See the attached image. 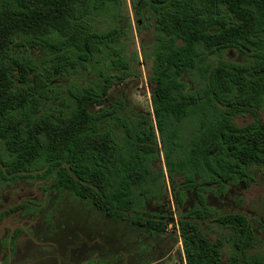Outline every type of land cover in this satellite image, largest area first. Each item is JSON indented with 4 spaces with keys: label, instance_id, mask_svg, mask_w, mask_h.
Here are the masks:
<instances>
[{
    "label": "trees",
    "instance_id": "16d2710c",
    "mask_svg": "<svg viewBox=\"0 0 264 264\" xmlns=\"http://www.w3.org/2000/svg\"><path fill=\"white\" fill-rule=\"evenodd\" d=\"M126 1L0 0L2 179H52L57 191L153 235L173 225L180 264H264L249 254L248 217L217 215L205 195L246 182L264 164V118L236 123L264 113V0H138L137 15L156 29L144 49L152 110L130 119L105 105L114 86L136 75L139 55L127 58L123 43L131 25L97 24L105 14L125 17ZM231 50L247 60H226ZM92 71L96 83L67 86ZM162 154L166 168L157 171ZM167 175L178 209L189 192L198 200L178 220L147 211L168 194ZM212 217L239 239L231 252L200 227Z\"/></svg>",
    "mask_w": 264,
    "mask_h": 264
},
{
    "label": "rangeland",
    "instance_id": "374dc122",
    "mask_svg": "<svg viewBox=\"0 0 264 264\" xmlns=\"http://www.w3.org/2000/svg\"><path fill=\"white\" fill-rule=\"evenodd\" d=\"M137 2L126 1L125 17L114 19L105 14L97 22L100 28L106 29L128 23L131 25L123 43L127 58L131 59L135 52L139 55V63L134 62L136 75L114 86L105 105L129 119L152 110V86L148 79L149 65L144 59V49L149 50L155 43L156 29L154 19L148 21L137 15ZM147 14L145 11L144 15ZM225 59L240 63L246 61L247 57L231 50L225 53ZM99 75L100 72H85L67 80L66 84H93L98 81ZM99 109L96 107L94 111ZM257 117L263 119L264 113L239 116L236 123L249 125ZM194 125L191 120L187 123L186 136L190 135ZM161 157L162 161L155 166L157 171L166 168L163 154ZM51 183L52 179L38 176L5 181L0 175V264L181 263L182 242L173 225L165 232L153 235L147 228L133 226L130 221L110 219L92 204L70 193L57 191L51 187ZM167 188L168 194L164 199L147 202L148 212H172L178 220L185 208H194L198 204V200L189 192L186 203L178 209L168 175ZM205 195L207 204L217 215L236 213L248 217L254 231L249 254L263 259L264 164L251 168L246 182L230 185L224 193L218 192L214 185ZM200 227L210 240H221L228 253L239 240L232 229L220 225L214 217L200 221Z\"/></svg>",
    "mask_w": 264,
    "mask_h": 264
}]
</instances>
